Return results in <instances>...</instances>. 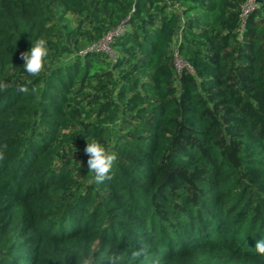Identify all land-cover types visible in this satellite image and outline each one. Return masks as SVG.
Here are the masks:
<instances>
[{
  "label": "trees",
  "instance_id": "16d2710c",
  "mask_svg": "<svg viewBox=\"0 0 264 264\" xmlns=\"http://www.w3.org/2000/svg\"><path fill=\"white\" fill-rule=\"evenodd\" d=\"M246 1L0 0V264H264V0L239 39ZM122 23L114 57L80 54ZM80 139L113 143L110 179L56 165Z\"/></svg>",
  "mask_w": 264,
  "mask_h": 264
},
{
  "label": "clouds",
  "instance_id": "9594fccd",
  "mask_svg": "<svg viewBox=\"0 0 264 264\" xmlns=\"http://www.w3.org/2000/svg\"><path fill=\"white\" fill-rule=\"evenodd\" d=\"M31 41V47L28 51L21 53V59L24 61L23 69L30 76H38L45 67V64L49 58L48 41L43 37H38L34 41ZM8 82L0 81V91H4L9 87ZM20 91H25L24 88H20ZM87 155V167L91 172L92 180L96 183H102L111 178V170L114 167L116 157L108 149H106L101 143L96 140L89 141L84 149ZM256 227L260 229L257 231L260 235V239L256 240L254 249L259 255L264 256V235H261V231H264V220H258ZM255 234V235H256ZM255 237L253 234H249ZM111 264H116L113 260Z\"/></svg>",
  "mask_w": 264,
  "mask_h": 264
},
{
  "label": "rangeland",
  "instance_id": "374dc122",
  "mask_svg": "<svg viewBox=\"0 0 264 264\" xmlns=\"http://www.w3.org/2000/svg\"><path fill=\"white\" fill-rule=\"evenodd\" d=\"M53 9H54L55 17H56L55 23H57L58 29L62 28L63 30H67V29L71 30V29H75L78 27L80 18H78L77 16L73 14L65 13L59 4H54ZM83 42H84L83 40H80L79 45L82 44ZM71 44L73 45L74 42H72ZM73 48L76 49V46ZM108 54L111 55L112 57L115 56L114 50L112 48L110 49ZM176 64H177L176 67L178 69H183V67L186 66L179 59L176 60ZM24 73L27 74L25 71ZM91 85H92L91 86L92 88L91 87L88 88L89 89L88 92L90 93V95H97L96 89L98 87V84L95 81H92ZM104 93L105 95H108L107 90ZM91 122L92 120H85L82 123V126H86L90 124ZM75 130H77V128H75ZM84 142H85V139H80V141L77 140L73 144H66L58 154L56 165L58 166L64 165V166H68L71 168H79L80 166L87 164L88 157L85 154L84 149L82 150L80 148V145L83 144ZM113 143H114V139H113ZM113 143L112 142L109 143L107 141L105 145L103 146L112 153ZM229 145L234 146V144H231V143H229Z\"/></svg>",
  "mask_w": 264,
  "mask_h": 264
},
{
  "label": "built area",
  "instance_id": "2783aa9c",
  "mask_svg": "<svg viewBox=\"0 0 264 264\" xmlns=\"http://www.w3.org/2000/svg\"><path fill=\"white\" fill-rule=\"evenodd\" d=\"M258 0H247L245 4L242 5L241 14H240V27L238 29L239 32V39L243 38V33L246 29V20L250 12H252L256 7H258ZM126 31V24L122 23L117 28L113 29L112 31L108 32L103 39L96 43H92L87 45L84 49L80 51V54H87L89 52H106L109 53L111 49V43L115 40L116 37L122 35ZM107 50V51H106ZM179 59L185 67H190L177 55L175 59V65L176 60ZM184 68V67H183ZM178 69V68H177ZM182 69H178V71H181Z\"/></svg>",
  "mask_w": 264,
  "mask_h": 264
},
{
  "label": "water",
  "instance_id": "95a60500",
  "mask_svg": "<svg viewBox=\"0 0 264 264\" xmlns=\"http://www.w3.org/2000/svg\"><path fill=\"white\" fill-rule=\"evenodd\" d=\"M258 1H261V0H258Z\"/></svg>",
  "mask_w": 264,
  "mask_h": 264
}]
</instances>
